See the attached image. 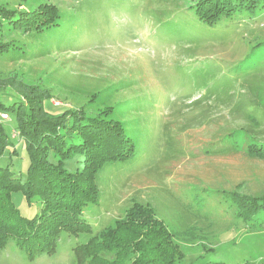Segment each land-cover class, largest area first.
<instances>
[{
  "label": "rangeland",
  "instance_id": "rangeland-1",
  "mask_svg": "<svg viewBox=\"0 0 264 264\" xmlns=\"http://www.w3.org/2000/svg\"><path fill=\"white\" fill-rule=\"evenodd\" d=\"M206 1L0 0L7 10L59 15L30 35L0 18V38L18 48L0 60L4 104L45 100L53 117L105 113L134 145L130 159L98 172L83 232L61 233L54 253L33 260L8 240L0 264H73V248L134 205L177 236V264H264V212L244 219L230 201L264 199V4L208 25L194 13ZM0 122L11 139L14 119ZM11 141L0 166L23 182L26 149L18 135ZM82 161L70 157L64 168L81 170ZM11 200L25 217L38 212L20 191Z\"/></svg>",
  "mask_w": 264,
  "mask_h": 264
},
{
  "label": "trees",
  "instance_id": "trees-1",
  "mask_svg": "<svg viewBox=\"0 0 264 264\" xmlns=\"http://www.w3.org/2000/svg\"><path fill=\"white\" fill-rule=\"evenodd\" d=\"M262 4L264 0H208L199 3L194 13L200 22L214 25L223 17L242 10L253 12ZM0 18L10 24L11 31L30 35L57 26L59 15L54 8L33 12L0 8ZM17 49L13 41L0 38V60ZM4 96L0 92V113L7 120L14 119L28 166L23 182L12 176L8 166H0V244L13 240L33 260L54 253L61 233L83 232L88 225L82 214L95 200L98 172L108 163L130 159L134 145L123 127L105 113L87 118L83 110L72 109L53 117L44 109L45 100L16 98L5 105ZM11 139L0 122V156L12 146ZM73 156H81L83 165L72 173L64 168V161ZM14 191L22 192L28 203L38 202L33 217L23 216L14 206ZM230 201L244 219L264 212V199L232 195ZM176 238L151 208L134 205L114 228L101 230L98 238L73 248V264H177L183 256L174 246Z\"/></svg>",
  "mask_w": 264,
  "mask_h": 264
},
{
  "label": "built area",
  "instance_id": "built-area-1",
  "mask_svg": "<svg viewBox=\"0 0 264 264\" xmlns=\"http://www.w3.org/2000/svg\"><path fill=\"white\" fill-rule=\"evenodd\" d=\"M0 118H1L2 120H7V115H5V114H1V115H0ZM15 135H17V134L13 131L12 138H15Z\"/></svg>",
  "mask_w": 264,
  "mask_h": 264
}]
</instances>
